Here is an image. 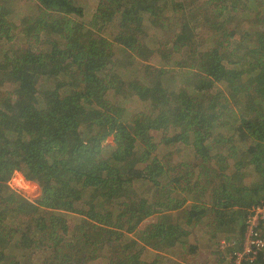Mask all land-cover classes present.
I'll list each match as a JSON object with an SVG mask.
<instances>
[{
	"label": "trees",
	"instance_id": "16d2710c",
	"mask_svg": "<svg viewBox=\"0 0 264 264\" xmlns=\"http://www.w3.org/2000/svg\"><path fill=\"white\" fill-rule=\"evenodd\" d=\"M33 1L20 9L19 0H0V176L20 172L42 200L35 206L0 182V264L30 263L37 252L48 257L44 236L55 225L71 264H95L103 245L112 251L107 264H158L142 255L168 252L176 238L184 256L192 253L185 248L194 229L211 240L210 257L223 250L229 261L222 262L232 264L252 208L264 203V13L257 0H109L93 12L96 23L84 22L87 3ZM209 2L218 27L175 15ZM149 13L169 21L145 31L139 18ZM104 17L115 24L111 35ZM67 19L72 29H49ZM169 45L176 60L158 52ZM157 57L162 82L135 81ZM108 77L129 82L119 91L126 106L107 100L99 83ZM219 84L227 89L221 103L208 95ZM225 109L227 121L219 122ZM158 129L159 167L146 162L156 161ZM214 139L236 148L224 163L207 159ZM252 264H264V252Z\"/></svg>",
	"mask_w": 264,
	"mask_h": 264
},
{
	"label": "rangeland",
	"instance_id": "374dc122",
	"mask_svg": "<svg viewBox=\"0 0 264 264\" xmlns=\"http://www.w3.org/2000/svg\"><path fill=\"white\" fill-rule=\"evenodd\" d=\"M79 4L85 6L86 4V8H84L86 10V17L84 18V22H90V23H96L94 20V16L93 14L96 12L97 8L101 7L102 9H106L107 6L109 5V0H101L102 2H100V0H92V1H86V2H82V0H77ZM33 0H19V8L23 9V6L27 3L33 4ZM211 2V1H210ZM210 2L208 4H203V3H199L198 7L196 10H193L191 12H187L185 10H177L175 12V15L177 17H179L182 20H186V22H190L192 21V19L194 18H198L199 23L201 25H205L207 27H209L210 25H215V27H218L220 25V23L215 22L212 15H213V9L210 8ZM108 3V5H107ZM203 4V5H202ZM257 5L258 6V13L262 14L264 13V0H257ZM242 6V5H241ZM240 6V7H241ZM94 12V13H93ZM141 16V15H140ZM139 16V17H140ZM159 16L155 15V14H144L142 15L139 20L142 24L141 27L144 28L145 31L148 32H153V31H157L160 28H163V26H165L167 20L169 21L168 18H165V20L163 18H158ZM105 21L107 22L105 28V31L108 32V35L112 34V30H114L113 28L115 27V24L113 23H109V18L108 17H104ZM167 19V20H166ZM250 19V18H249ZM249 19H246V21L248 23H252L254 22V18L251 19L250 21H248ZM73 20L67 19L65 20L63 23L60 24H55V23H50L49 24V29L52 30H70V28L72 29L74 27ZM171 22V21H170ZM170 22H168L169 24H171ZM229 30H231L232 26H228ZM94 29L96 28H101L99 27V25H94L93 26ZM204 28V27H203ZM200 29H202V27L196 26L194 29L195 34L201 33L199 32ZM206 30V32L208 33V35L211 33L210 31H208L206 28H204ZM46 29L43 30V32H45ZM48 32H50L48 30ZM98 32V31H97ZM96 32V33H97ZM215 32V31H214ZM101 33V32H100ZM213 33V32H212ZM229 34V33H226ZM102 35L105 37V39H108L110 42H112L109 37L107 35L104 34V32L102 33ZM202 36H205L201 33ZM102 36V38H104ZM167 40H172L173 36L172 35H168L166 37ZM223 40L226 39V36H223L222 38ZM109 41H107L109 43ZM31 42H35L34 40H31ZM114 42V41H113ZM112 42V43H113ZM159 54H163L164 58H169L170 61H172V59H177V56H172V58L170 57V55L172 54V50L170 49V45L167 47H160L158 50ZM152 66H150L148 64V67L150 66L151 72L148 70H144L138 77L137 81L141 79H143L145 82H147L148 84H158L159 82L161 83L163 78H160V74H161V70L158 68L159 65V57L155 58L152 61ZM152 70H154L155 72H152ZM110 82V77L106 78V79H100V88L102 89L103 93L107 91V100L112 102L113 105L115 106H126V101L125 99H123L119 93V91L121 90V88H125V85L129 82H125V79H121V77L117 78L115 80H113L112 83ZM125 84V85H124ZM132 84V83H130ZM130 84L128 86H130ZM188 85V84H187ZM127 86V85H126ZM216 88H218L217 90H215L214 92L208 94L210 95L215 101L221 103L227 95V89L225 88L224 85L219 84ZM226 103L228 104V102L226 101ZM131 108H136V105L130 104ZM226 111L221 114V118L219 120V122H223L225 123L227 121V115L226 113L228 112L227 109H225ZM223 111V109L221 110ZM132 114V113H131ZM135 114V113H134ZM133 114V115H134ZM132 115V116H133ZM130 116V118L132 117ZM147 122H150V120H147ZM152 122L154 124H156L154 122V120H152ZM157 125V124H156ZM160 129V128H159ZM158 129V130H159ZM152 135L154 138V142L156 143L155 148H157L155 151H151V156L150 158L156 160V161H152V162H148L149 165H156L157 167H159V164L163 163L162 159V155L164 152V150L162 148H160L159 143L163 141V131L159 130H154L152 131ZM165 136V135H164ZM213 139V138H212ZM223 141V142H221ZM218 141V139H214V141H212L211 144V153L208 156V160L211 161L212 163L215 162H225L226 159L228 158V155H230L232 152L236 151L235 147H231L229 146V140L227 141V143L225 144L226 140H221ZM108 143H112V139H108L107 140ZM159 145V146H158ZM229 148L227 149L226 148ZM220 148V150H219ZM224 148V149H223ZM187 153V152H186ZM185 155V152L182 151V153L179 154V156ZM176 156L174 155L171 158H167L169 161H173V159ZM229 162V160H228ZM231 162V161H230ZM3 167L0 166V170H2ZM5 173H3V175L0 176V182H2L3 185H5L6 187H8L11 191L13 190V192L20 194L21 196H23L25 199H27L28 201H30L33 205L35 206H40L39 201H41L42 199V191L39 189L38 185L34 182L28 181L24 178V176L20 173V172H16L13 171L12 173H10V176H6L4 175ZM189 201V200H188ZM190 202V201H189ZM187 202H185L186 204ZM42 208H45L44 206H41ZM49 210V209H46ZM46 210H43L44 212ZM48 214V213H47ZM47 214H42L40 219L42 221H45V219L47 220L48 215ZM51 217V216H50ZM146 223V222H145ZM143 223V224H145ZM144 227L142 224L140 225V228ZM56 232V225L54 228L50 229V231H46V234L44 236V241L47 242V245L50 247L51 253L50 255L45 256V257H39L38 256V252L37 255L33 256L31 258V262L30 263H22V264H71L69 263V257L67 255V253H65V247L63 245V242H59L58 241V236L54 235ZM131 238H133V234L129 235ZM52 237V238H51ZM177 241L176 247L172 248L171 250H169L168 252H163V253H158V252H154V253H148L145 252L142 256L143 259L146 260V263H149L152 260H159L158 264H217V261H221L220 264H224V262H222V260H225V263H227V260L229 261V258L226 253V251L220 250L219 247L218 249L221 252V257H218L217 255H211L210 257V253L213 251L212 248L214 246H210V241H208V237L203 235L202 231L199 229H194L193 231H191V234L188 238V245H191L189 247H186V251L192 252L193 250V254L189 253L186 254L185 256L183 255L182 250H180L179 245L181 244L179 242V240L176 238L174 239ZM57 242L56 246H52V244L54 242ZM50 242V244H48ZM114 246L116 244H113ZM187 245V246H188ZM114 248V247H113ZM177 250V251H176ZM173 251H176V253H172ZM112 251H109L108 248H106V246H102L100 248V255L96 256V263L95 264H107L108 263V256ZM170 252V253H169ZM198 253V254H197ZM198 256V258H194L195 256ZM212 259V260H211ZM74 260V259H73Z\"/></svg>",
	"mask_w": 264,
	"mask_h": 264
},
{
	"label": "built area",
	"instance_id": "2783aa9c",
	"mask_svg": "<svg viewBox=\"0 0 264 264\" xmlns=\"http://www.w3.org/2000/svg\"><path fill=\"white\" fill-rule=\"evenodd\" d=\"M264 252V203L251 210L241 251L231 255L232 264H252Z\"/></svg>",
	"mask_w": 264,
	"mask_h": 264
}]
</instances>
